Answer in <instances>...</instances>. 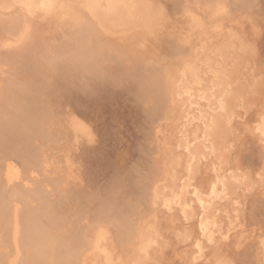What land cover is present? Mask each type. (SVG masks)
I'll return each mask as SVG.
<instances>
[{"label": "rangeland", "instance_id": "obj_1", "mask_svg": "<svg viewBox=\"0 0 264 264\" xmlns=\"http://www.w3.org/2000/svg\"><path fill=\"white\" fill-rule=\"evenodd\" d=\"M151 1L162 13V27L156 34L122 41L92 32L85 39L94 47L87 58L82 54L86 43L72 47L81 28L76 24L35 20L22 44L3 47L5 40L16 39L6 23L19 19L21 13L16 8L0 13V128H13L0 135V166L12 161L21 171V179L3 191L11 200L18 197H11L15 189L42 192L44 204L34 197L27 205L30 209L39 206L48 220L53 219L46 221L42 216L41 225L52 228L57 258L69 252V242L83 239L92 227L103 226L117 243L124 225L134 227L149 216L150 172L155 170L161 146L155 128L164 122L163 112L155 110L154 91L148 85L142 87L141 77L175 61L170 48H182L187 30L183 10L206 2ZM222 1V23L238 30L248 47V67L264 78V0ZM9 89L20 95L15 97ZM73 118L88 130L76 140L71 131ZM246 136L236 142L232 152L236 159L231 160L245 171L252 170L251 174L264 176V151ZM253 180L258 179L254 176ZM259 190L256 187L245 197L240 212L243 243L236 246V237H231L215 248L233 264H259L258 242L264 238V197ZM16 201L21 212V199ZM170 241L153 264H185L172 257L180 247ZM115 245L120 253V244Z\"/></svg>", "mask_w": 264, "mask_h": 264}, {"label": "bare ground", "instance_id": "obj_2", "mask_svg": "<svg viewBox=\"0 0 264 264\" xmlns=\"http://www.w3.org/2000/svg\"><path fill=\"white\" fill-rule=\"evenodd\" d=\"M205 1L201 7L183 10L187 30L182 48H170L176 54L175 61L148 77H141L142 87L149 86L154 91L155 110L163 112L164 122L155 128L161 146L155 170L150 172L149 216L139 219L134 227L124 225L118 229L120 253L110 232L100 225L92 227L83 239L69 242V252L57 258L58 244L52 228L41 225L45 212L39 206L30 209L27 205L34 197L44 204V195L39 189L33 194L15 189L11 197L18 195L21 199L23 210L19 212L18 197L13 202L3 189L18 182L21 171L14 162L6 161L0 166L4 184H0V264H20L26 259L24 264H153L166 251L170 239L182 250L174 252L171 247L175 253L171 252L172 257L185 264H233L215 248L220 241L231 237H236V246L243 243L246 237L239 216L245 197L256 187L264 197L263 174H251L252 170L245 171L232 162L236 159L233 149L242 135L252 137L264 151V78L248 67V47L238 30L222 23L223 1ZM153 3L151 0H0V13L15 8L21 13L19 19H11L5 26L15 41L5 40L2 46L22 44L35 20L76 24L81 28L72 47L86 43L88 48L82 54L87 58L88 51L94 47L85 39L92 32L118 36L122 41L135 39L136 35V39L154 35L161 26L162 13ZM193 35H197L194 42ZM9 91L15 97L18 94ZM26 127L22 128L27 130ZM8 128L13 129L2 126L0 135L9 132ZM38 128L34 129L38 131ZM71 131L74 140L88 134L75 118ZM252 175L257 177V182ZM46 216V221L53 222ZM258 244L257 261L264 264V238Z\"/></svg>", "mask_w": 264, "mask_h": 264}]
</instances>
